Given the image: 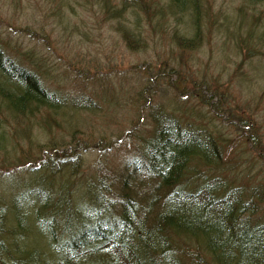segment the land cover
<instances>
[{
  "label": "trees",
  "instance_id": "1",
  "mask_svg": "<svg viewBox=\"0 0 264 264\" xmlns=\"http://www.w3.org/2000/svg\"><path fill=\"white\" fill-rule=\"evenodd\" d=\"M47 1L53 22H71L55 7L60 4L63 11L75 0ZM122 1L123 12L111 0H100V10L104 21L115 20L130 49L143 48L153 39L152 33L149 39L145 36L140 19L148 31L154 33L157 26L161 38L167 35L183 50L201 44L204 0H131L126 10L128 2ZM252 42L264 43V33L249 32L247 51ZM4 45L8 43L0 39V153L4 156L8 149L22 147L17 138L25 139L19 136L24 120L53 114L56 122L68 106L95 110L89 97H64L58 89L43 85L37 71L5 53ZM147 89L140 92V100ZM151 90L143 103V115L150 121L147 135L136 133L135 152L127 155L119 174L106 177L100 169L98 178L82 172H78L80 180L67 178L66 166H72L67 159L76 163L82 156L70 145V155L60 160L67 161L60 164L59 175L54 174L53 157L47 155L54 147L42 150L43 159L34 161L37 167L20 175L14 171L16 162L0 160V264H264L261 187L248 174L247 185L222 175L240 163L234 158L226 169L233 141L210 127L183 120L184 112L177 115L159 102L151 103ZM249 108L247 104L234 115L252 133L257 130L252 127L259 125L249 116ZM135 122L134 134L139 130ZM38 136L30 135L25 144H38Z\"/></svg>",
  "mask_w": 264,
  "mask_h": 264
},
{
  "label": "rangeland",
  "instance_id": "2",
  "mask_svg": "<svg viewBox=\"0 0 264 264\" xmlns=\"http://www.w3.org/2000/svg\"><path fill=\"white\" fill-rule=\"evenodd\" d=\"M99 1L75 0L62 11L58 0L53 7L71 19L67 23L66 19L53 22L49 16L52 5L47 0H0V39L8 43L4 52L36 70L43 85L58 89L61 96L81 95L95 103L93 112L68 106L56 122L53 114L24 120L19 136L25 139L17 138L22 147L8 149L5 156L0 153L2 164L16 162L14 171L20 175L37 167L34 161L43 159L42 150L54 147L47 155L53 157L56 175L67 160L72 164L66 166L70 179L80 180L78 172L96 178L101 170L106 177L115 171L119 174L127 155L135 152L136 133L147 135L150 121L143 115V103L152 88L151 103L159 102L177 115L184 112L183 120L210 127L233 141V156L228 157L226 169L234 158L240 163L222 175L244 185L247 174L252 176L261 187L264 210V43L252 42L247 51L249 32L264 33V0H204L205 35L201 44L190 50L177 47L167 35L161 38L157 26L154 33L148 31L143 19L141 28L147 39L152 34L153 39L143 48L130 49L115 20H103ZM126 1L125 10L131 0ZM111 3L123 12L122 0ZM154 17L157 20L159 15ZM145 87L148 89L140 100ZM247 104L249 116L259 125L252 127L257 129L252 133L234 115ZM134 121L135 128L139 127L135 134ZM33 134L39 135V143L26 145ZM97 141L103 144L98 147ZM68 145L82 154L76 163L71 158L60 161L70 155ZM228 154L225 151V157Z\"/></svg>",
  "mask_w": 264,
  "mask_h": 264
}]
</instances>
